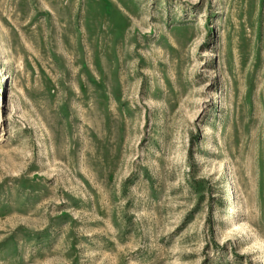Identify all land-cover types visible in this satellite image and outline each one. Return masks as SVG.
I'll return each instance as SVG.
<instances>
[{"label": "rangeland", "instance_id": "1", "mask_svg": "<svg viewBox=\"0 0 264 264\" xmlns=\"http://www.w3.org/2000/svg\"><path fill=\"white\" fill-rule=\"evenodd\" d=\"M0 264H264V0H0Z\"/></svg>", "mask_w": 264, "mask_h": 264}]
</instances>
